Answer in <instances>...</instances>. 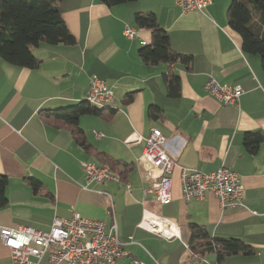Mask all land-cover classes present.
<instances>
[{"label": "crops", "instance_id": "obj_1", "mask_svg": "<svg viewBox=\"0 0 264 264\" xmlns=\"http://www.w3.org/2000/svg\"><path fill=\"white\" fill-rule=\"evenodd\" d=\"M230 1L212 0L200 11H183L175 0L114 6L99 0L58 1L75 42L33 46L40 62L32 69L0 59V174L8 180L0 226L47 230L54 216L70 218L74 212L107 223L114 217L128 251L114 264H132L131 259L141 264H264V72L259 55L244 52L240 36L228 25ZM137 12L154 13L170 48L192 58L189 69L181 62L173 67L180 79L177 97L166 94L162 74L167 64L148 65L138 55L152 35L134 25ZM126 25L137 29L136 37L123 33ZM92 76L112 89L109 107L114 111L80 116L91 147L85 150L68 129L45 120L40 110L84 100ZM210 76L239 85L238 102L225 105L207 94L203 84ZM150 105L161 110L156 120L148 117ZM151 128L166 137L164 149L178 165L202 172L221 166L232 170L243 186L245 207L221 209L209 193L202 200L184 201L179 167L170 175L168 203L158 204L144 194L150 185L139 161L144 142L126 144L124 139L132 133L147 136ZM246 131L262 135L253 153L243 144ZM95 151L132 164L126 180L87 181L80 162L100 164ZM29 178L39 181L37 191ZM145 210L175 222L179 236L165 238L139 227ZM189 222L203 225L212 237L241 239L251 253H234L222 262L214 254L198 259L187 246ZM9 262V249L0 241V264ZM38 264L51 263L43 257Z\"/></svg>", "mask_w": 264, "mask_h": 264}, {"label": "built area", "instance_id": "obj_2", "mask_svg": "<svg viewBox=\"0 0 264 264\" xmlns=\"http://www.w3.org/2000/svg\"><path fill=\"white\" fill-rule=\"evenodd\" d=\"M212 0H175L183 11H200ZM123 33L137 36V29L126 25ZM204 91L225 105L236 104L242 88L218 82L210 76L203 84ZM113 91L104 80L92 76L85 100L92 106H110ZM144 142L139 161L146 167L150 185L143 190L151 194L158 204L171 200L170 175L174 167L180 169V190L184 201L202 200L207 193L212 194L221 209L245 207L243 186L237 175L228 167L221 166L212 172H202L195 168L178 165L164 149L166 137L158 128H151L147 136L132 133L124 139L126 144ZM80 166L89 182H120L117 172L94 162L82 161ZM128 187L129 185L126 184ZM106 194V192H102ZM112 206L110 207V213ZM138 226L165 238L179 236L178 226L172 220L151 211H144ZM0 241L9 249V264H38L43 257L51 264H114L128 255L125 243L118 236L114 217L105 220L82 217L73 213L70 218L54 216L49 229L38 230L30 226H0ZM132 264H141L131 259Z\"/></svg>", "mask_w": 264, "mask_h": 264}, {"label": "trees", "instance_id": "obj_3", "mask_svg": "<svg viewBox=\"0 0 264 264\" xmlns=\"http://www.w3.org/2000/svg\"><path fill=\"white\" fill-rule=\"evenodd\" d=\"M60 0H0V59L4 62L25 68H36L40 60L35 57L31 48L39 43L73 44L74 36L69 32L56 4ZM107 6L134 2L136 0H99ZM228 25L241 38V49L246 53L257 54L260 57L264 72V0H231L227 10ZM137 28L150 30L152 41L138 50L140 59L148 65L164 62L167 71L162 74L166 94L177 97L180 94L179 76L174 72L175 63H184L190 68L191 56L175 52L170 48L167 32L158 23L152 12H137L133 17ZM127 95V101L131 99ZM109 106L98 108L90 105L85 99L65 107L40 110L45 120H50L58 127L68 129L73 139L85 150L91 147L84 139V133L79 126L82 115L102 116L104 112L113 113ZM148 117L156 120L161 110L156 105L148 107ZM262 135L259 132L246 131L243 134V144L247 151H256ZM99 165L117 172L121 181H125L132 169V164L113 158L108 154L95 151ZM34 191L40 188L36 179H27ZM8 180L0 174V207L7 203L6 187ZM189 238L187 246L198 258L214 254L217 262H222L228 255L234 253L249 254L251 248L241 239L212 237L203 225L189 222L187 225Z\"/></svg>", "mask_w": 264, "mask_h": 264}]
</instances>
